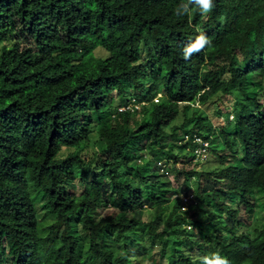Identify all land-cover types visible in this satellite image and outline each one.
Returning <instances> with one entry per match:
<instances>
[{"label":"trees","instance_id":"16d2710c","mask_svg":"<svg viewBox=\"0 0 264 264\" xmlns=\"http://www.w3.org/2000/svg\"><path fill=\"white\" fill-rule=\"evenodd\" d=\"M184 3L0 0V264H144L146 234L171 243L168 264H264V0L191 19ZM227 97L236 121L213 133ZM211 131L229 153L177 167Z\"/></svg>","mask_w":264,"mask_h":264},{"label":"clouds","instance_id":"9594fccd","mask_svg":"<svg viewBox=\"0 0 264 264\" xmlns=\"http://www.w3.org/2000/svg\"><path fill=\"white\" fill-rule=\"evenodd\" d=\"M193 5L195 7H192ZM214 7H215L214 0H187V3H184L180 5L179 7H177V9L175 10V15L177 17L187 16L189 17V19H191L194 12L199 10L201 15L207 16L209 13L213 11ZM210 46H211V40L206 35L201 34L197 36L195 41L190 42L189 44L184 46L183 48L184 59L190 60L194 54H199L200 52L205 50L206 47H210ZM161 96H162L161 92H158L154 99V102L158 101ZM134 99L137 101V103L141 102L140 100L138 101L136 98ZM131 107L133 106L131 105L130 106H120L118 107V110L119 111L128 110ZM134 107L138 108V106L136 105H134ZM192 107H200L201 109H203L199 105L198 102L192 104ZM195 109H199V108H195ZM228 112L230 113L228 114L225 113L224 116H220L221 121H222L221 125H214L212 122L213 118L211 119L213 133L214 132L216 133L221 128L226 127L232 122L236 121L235 113L231 111H228ZM215 117L218 118L219 116H215ZM212 131H211V138H208V139L204 138L198 133H195L192 139V143H194L195 146L193 149L191 148V150L190 149H188L189 151L187 150L188 153L190 154L188 158L189 159L191 158L192 164L193 165L197 164L199 168H201V166L207 161V157H209L210 154L212 155L213 151L216 153H220L221 155H223L224 153L225 154L229 153V149H226V146L223 143V141H221L216 136H214L212 134ZM190 140H191L190 135L186 134L184 137V141L188 142ZM216 145H218V147H216ZM210 149H212L211 152H210ZM201 155H204V158H202ZM160 163L162 162L160 161ZM189 164H191V162ZM185 195L187 196L192 195V196L188 201H185L180 197V199L182 200L181 207L183 210L190 209L189 202L193 200L194 201L197 200L195 195L192 192L185 193ZM186 228L188 230H191L193 229V226L190 223L189 224L187 223ZM202 260H203V264H229L228 259L222 257L219 253L212 254L211 256H205L202 258Z\"/></svg>","mask_w":264,"mask_h":264},{"label":"rangeland","instance_id":"374dc122","mask_svg":"<svg viewBox=\"0 0 264 264\" xmlns=\"http://www.w3.org/2000/svg\"><path fill=\"white\" fill-rule=\"evenodd\" d=\"M158 87L160 88L161 84H157ZM152 85H148V87L145 88V90H151L152 91ZM261 89L263 90L264 89V80L261 84ZM151 91L147 94V99H150L152 97V94H151ZM263 92V91H262ZM263 103H264V99L262 100ZM226 102L230 103V107L229 106H224V103L225 101L222 103H219V108H220V111H222L223 109L222 108H225V109H229L231 112H233V109H232V103H231V98L230 97H227L226 99ZM228 105V104H227ZM195 108H199L201 109L200 107H192L190 110L187 111V115L188 117H190L193 113V111L195 110ZM231 108V109H230ZM230 116V115H229ZM177 122H181L182 119H184V116L183 114H181V117H179ZM212 122L214 125H221L222 124V121H221V117L219 116L218 118L217 117H214L212 119ZM168 140L170 141H177L179 142L181 140V138L177 135V134H173L171 136L168 137ZM181 146H176V149L178 151H181ZM216 147H218V145H216ZM184 152H186V156L189 157V153L188 151L184 150ZM151 156L148 155V158H150ZM147 158V159H148ZM183 165V167H182ZM182 167V168H186L189 167V169H191L193 167V164H189V163H184L181 161L178 163L177 167ZM171 167V166H170ZM177 167H172L171 168V171H170V180L172 182V186L176 187L177 185L179 184H183L184 182V176L183 174H180V176L178 177V171L176 170ZM146 191V189L144 190ZM185 190L183 192L180 193V197L185 200V201H188L192 195H185ZM176 196V195H175ZM174 196V197H175ZM107 210L104 211V213L106 212ZM192 213L190 214V216H193L194 215V212L191 211ZM243 212V211H242ZM147 215H145V220L148 221L149 218V213L146 212ZM245 215V214H244ZM243 215V220H245V217ZM49 221H47L44 217L41 218V222H40V234L41 235H44L45 232H44V227H46L48 225ZM192 231V230H191ZM194 231V229H193ZM138 243H142V244H138L135 248V253L133 254L132 256V259L134 260L136 257H138V259H140V257L144 256L145 257V260L142 261L144 264H168L170 262V257L174 254V250H173V247L171 246V243H166L164 245H162L161 243H158L157 242V239L152 236V235H148L146 234L144 236V238L142 237L141 240L138 241ZM174 257V255L172 256ZM89 260L90 257H87ZM91 262V261H89Z\"/></svg>","mask_w":264,"mask_h":264},{"label":"built area","instance_id":"2783aa9c","mask_svg":"<svg viewBox=\"0 0 264 264\" xmlns=\"http://www.w3.org/2000/svg\"><path fill=\"white\" fill-rule=\"evenodd\" d=\"M122 109V108H121ZM202 158H204V155H201Z\"/></svg>","mask_w":264,"mask_h":264}]
</instances>
